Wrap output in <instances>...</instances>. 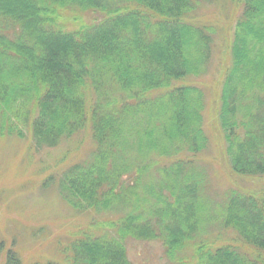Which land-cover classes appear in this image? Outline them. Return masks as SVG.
<instances>
[{
	"label": "trees",
	"instance_id": "1",
	"mask_svg": "<svg viewBox=\"0 0 264 264\" xmlns=\"http://www.w3.org/2000/svg\"><path fill=\"white\" fill-rule=\"evenodd\" d=\"M6 138L29 144L18 178L81 219L1 228L2 264H131L130 242L160 243L162 264H264V194L232 180L213 204L201 164L216 139L228 177H264V0H0ZM63 139L80 144L57 174L37 157Z\"/></svg>",
	"mask_w": 264,
	"mask_h": 264
},
{
	"label": "rangeland",
	"instance_id": "2",
	"mask_svg": "<svg viewBox=\"0 0 264 264\" xmlns=\"http://www.w3.org/2000/svg\"><path fill=\"white\" fill-rule=\"evenodd\" d=\"M209 9H214V7H209ZM221 38L218 34L214 42V55H216L212 57L208 72L201 80L202 83L210 87L208 91L211 99L214 98V93L220 89L219 84L217 85L218 68H220L225 54V50H222L223 41ZM199 86L204 85L199 84ZM88 142L85 143V148ZM27 143L14 138L0 140V229H4L7 238L12 237L15 231L24 234L28 228L41 225L48 227L54 236L67 234L73 229L72 226H77V220L74 217L78 215H73L68 205L61 201L56 187L51 184L48 188H43V184L40 182L41 177H38L37 182L35 178L33 179L36 183L18 178V169L24 167L25 163L28 162L26 147L24 149L25 145H29ZM78 144L80 143H69L68 139H63L57 149L44 151L39 158L36 156L37 163H41L43 160L44 162L49 161L52 171L57 167L55 171L58 174L60 172L58 167L60 160ZM222 148L223 144L220 145L219 140L211 141L208 155H204V162L201 163L208 172L206 196L209 197V201L213 204H219L225 192L230 190V186L233 184L232 180L236 182L238 187L241 186L264 194V177L252 180L228 177L225 160L221 154ZM33 166L37 167L35 162ZM25 172L22 168V173ZM28 178L31 176L28 175ZM39 182L40 184H38ZM17 223L21 227L16 226ZM22 240L26 249L36 247L29 236ZM40 243L43 245L44 242L40 241ZM40 243L37 247L44 250L45 245L41 246ZM46 250L47 248H45ZM127 250L131 264H162V248L158 242H130ZM28 254L29 252L26 256ZM0 264H2L1 258Z\"/></svg>",
	"mask_w": 264,
	"mask_h": 264
}]
</instances>
